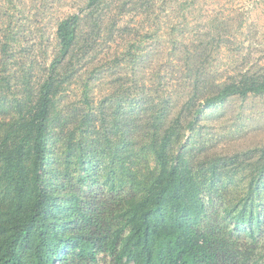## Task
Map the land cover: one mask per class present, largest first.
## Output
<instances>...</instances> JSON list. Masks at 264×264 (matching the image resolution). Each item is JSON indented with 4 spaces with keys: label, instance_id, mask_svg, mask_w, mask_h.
Masks as SVG:
<instances>
[{
    "label": "trees",
    "instance_id": "16d2710c",
    "mask_svg": "<svg viewBox=\"0 0 264 264\" xmlns=\"http://www.w3.org/2000/svg\"><path fill=\"white\" fill-rule=\"evenodd\" d=\"M81 1L56 19L50 51L32 32L38 14L0 0V264H264V147L203 157L195 147L210 109L264 96V64L221 32L183 31L174 91L164 80L154 96L134 78L117 94L109 83L95 106L101 66L135 74L145 58L138 29L119 25L124 8L140 4L150 40L163 2ZM124 32L130 46L113 51ZM212 45L230 57L223 74L205 58ZM74 87L83 102L59 107Z\"/></svg>",
    "mask_w": 264,
    "mask_h": 264
},
{
    "label": "rangeland",
    "instance_id": "374dc122",
    "mask_svg": "<svg viewBox=\"0 0 264 264\" xmlns=\"http://www.w3.org/2000/svg\"><path fill=\"white\" fill-rule=\"evenodd\" d=\"M24 1L32 10V15L38 14L37 17L29 16L34 18L32 32H34L35 38H42L44 42L41 46L49 48L50 51L53 50L56 19L74 12L82 4L81 0ZM125 1L127 0H118L115 4L118 7L123 5ZM154 1L163 2V9L156 10L157 13L153 18L158 20L157 33L159 37L155 39L148 40L144 38L148 25L144 29H139L141 23L146 21L145 15L142 14L143 10L139 9L140 4L137 6L132 2L124 8V14L119 25L129 24L130 27L138 29L137 45L141 44L143 46L141 53L144 54L145 58L134 68L136 70L135 74H131L132 70L130 69L123 71L121 68L107 74L101 66L99 68L101 71L100 78L96 82L97 88L95 86L94 91L95 106L111 91L112 88L109 83L113 85L112 92L117 94L125 89L122 85L130 86L134 78L140 80L141 88L146 86L147 92L154 96L163 92L161 87H157L160 81L170 80V83H172L171 91H174L173 85L177 81L176 78L181 76L179 71L181 59L180 55L172 50V46L176 42L177 36L183 31L190 34L191 37L197 36L195 38L206 37L202 34L210 32L213 35L221 32L223 39L229 41L228 45L233 52L245 51L244 53H247V50H250L252 58L255 60L260 59V63L264 64V0H208L207 2L196 0L193 6L181 11L187 17L176 11L175 8L178 3H191L192 0ZM43 3L46 6H43ZM43 8L45 10H42ZM14 12L16 14V10L12 8L11 13ZM18 17L24 21V18L16 15V19ZM178 23L181 24L177 25ZM134 36L135 33L124 32L122 38L119 35L110 37L108 46L113 47V51L121 53L126 45L130 46L129 41ZM206 39V42L211 44V40ZM35 42L37 43V41L31 40V43L35 44ZM250 42L253 43L252 46ZM210 49L212 54L206 55L205 58L208 59L212 68H217L223 74L225 63L230 57L226 53L217 52L214 45ZM37 50H40V48L35 47L34 53L40 55ZM148 51H150V54L147 57ZM159 71L161 72L160 76ZM141 88L136 90L135 94H139ZM81 91L78 87L69 89L63 95L59 107L63 105L68 107L79 106L83 102ZM178 95L179 90L176 89L173 99H177ZM97 112H99L98 109ZM201 131L200 138L203 140L198 138L199 141L195 145L199 148V156L201 157L211 154L233 155L252 151L251 149L255 147L263 148L264 96L250 97L246 100L234 98L223 106L210 109L203 116ZM199 143L204 147L200 146ZM262 230L261 237L264 238V222Z\"/></svg>",
    "mask_w": 264,
    "mask_h": 264
}]
</instances>
